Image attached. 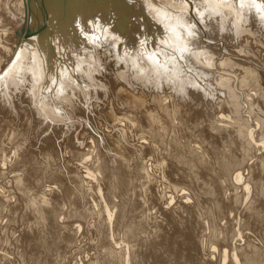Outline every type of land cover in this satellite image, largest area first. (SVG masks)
Here are the masks:
<instances>
[{"label": "bare ground", "instance_id": "bare-ground-1", "mask_svg": "<svg viewBox=\"0 0 264 264\" xmlns=\"http://www.w3.org/2000/svg\"><path fill=\"white\" fill-rule=\"evenodd\" d=\"M197 1L234 49L185 0H0V264H264V0Z\"/></svg>", "mask_w": 264, "mask_h": 264}, {"label": "rangeland", "instance_id": "rangeland-1", "mask_svg": "<svg viewBox=\"0 0 264 264\" xmlns=\"http://www.w3.org/2000/svg\"><path fill=\"white\" fill-rule=\"evenodd\" d=\"M186 2H188V4H187V8H188V10L187 9H183V10H181V12L182 11H185L184 12V14L185 13H188V14H186L187 16H189V18H188V20H190V22H191V24H192V27H193V30H194V32H191V34H194L193 35V37H197L198 39H200L201 41H206V43H209V44H213V45H215V46H218V45H220L221 44V40L223 39V40H225L226 41V43H228V45H227V47L229 48V49H234L235 48V46H233L230 42L234 39V33H235V30H231L230 29V31L228 32V31H226V29H224V25H223V28H221L220 27V25L217 23V22H219L220 20V18L218 17V15L217 14H212V15H205V12L204 13H202L201 14V23H200V18H199V15L198 14H196L197 13V10H202V8H200L199 7V3H198V1L197 0H195V4H197V8H193L192 7V1L191 0H185ZM194 1V0H193ZM197 1V2H196ZM189 6V7H188ZM192 7V8H191ZM200 8V9H199ZM194 9V10H193ZM169 10V9H168ZM196 10V11H195ZM170 11V10H169ZM175 11H180V10H175ZM195 12V13H194ZM193 13H194V15H193ZM196 14V15H195ZM216 16V17H215ZM199 18V19H198ZM218 18V19H217ZM192 19H194V21L192 20ZM196 19V20H195ZM215 19V20H214ZM192 20V21H191ZM218 20V21H217ZM189 22V23H190ZM199 22V23H198ZM203 23V24H202ZM255 23H257L256 21H255ZM195 24V25H194ZM202 24V25H201ZM225 27L227 28V21L225 20ZM204 25H205V27H204ZM206 25H207V27H206ZM217 25H219V26H217ZM180 27V26H179ZM195 27V28H194ZM217 27V28H216ZM180 28H183V27H180ZM207 28H209V30L207 29ZM197 29V30H196ZM198 29H200V30H198ZM203 29V30H202ZM259 29V28H258ZM224 30H225V32H224ZM199 31V32H198ZM218 31V32H217ZM208 32V33H207ZM211 32V33H210ZM220 32V33H219ZM222 32V33H221ZM260 32H263L262 30L260 31ZM260 32H258V33H260ZM182 33V32H181ZM197 33V34H196ZM199 34V35H198ZM206 34H208V35H206ZM229 34V35H228ZM263 34H264V32H263ZM196 35V36H195ZM201 35V36H200ZM231 35H232V37H231ZM206 37H207V39H206ZM220 39V40H219ZM212 40V41H211ZM219 40V41H218ZM222 40V41H223ZM231 40V41H230ZM210 41V42H209ZM142 44V43H141ZM176 46V45H175ZM175 46H173V48H176ZM178 48V47H177ZM181 49V48H180ZM190 53V52H189ZM108 54V53H107ZM110 54V53H109ZM106 55V59L107 60H105L106 62H107V66L109 67L108 69H110V68H116V67H113L114 66V59H113V57L111 56V55ZM190 55V54H189ZM110 56V57H109ZM112 57V58H111ZM109 58H111L110 60H109ZM188 58H189V56H188ZM108 61H111V62H108ZM113 62V63H112ZM110 63V64H109ZM108 69H106V72H108ZM148 74H146L147 76H148V78L151 80V78L152 77H150V76H153V74H150L151 72H147ZM150 75V76H149ZM152 81V80H151ZM187 84H189V83H187ZM190 85H191V83H190ZM85 104V103H84ZM86 105V104H85ZM89 108H92L90 105H89ZM61 124V123H60Z\"/></svg>", "mask_w": 264, "mask_h": 264}]
</instances>
